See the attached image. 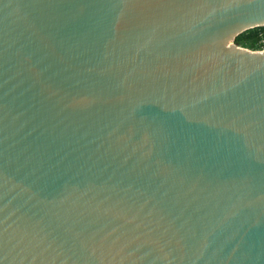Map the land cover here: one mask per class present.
<instances>
[{
  "label": "water",
  "instance_id": "obj_1",
  "mask_svg": "<svg viewBox=\"0 0 264 264\" xmlns=\"http://www.w3.org/2000/svg\"><path fill=\"white\" fill-rule=\"evenodd\" d=\"M264 0H0V264H264Z\"/></svg>",
  "mask_w": 264,
  "mask_h": 264
},
{
  "label": "trees",
  "instance_id": "obj_2",
  "mask_svg": "<svg viewBox=\"0 0 264 264\" xmlns=\"http://www.w3.org/2000/svg\"><path fill=\"white\" fill-rule=\"evenodd\" d=\"M264 26L248 29L235 38V42L243 47L253 50L262 49L264 43Z\"/></svg>",
  "mask_w": 264,
  "mask_h": 264
},
{
  "label": "built area",
  "instance_id": "obj_3",
  "mask_svg": "<svg viewBox=\"0 0 264 264\" xmlns=\"http://www.w3.org/2000/svg\"><path fill=\"white\" fill-rule=\"evenodd\" d=\"M262 42L264 43V39L262 40ZM262 49H264V47Z\"/></svg>",
  "mask_w": 264,
  "mask_h": 264
}]
</instances>
